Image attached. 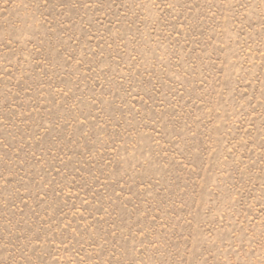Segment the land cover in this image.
Returning <instances> with one entry per match:
<instances>
[{
	"label": "rangeland",
	"instance_id": "obj_1",
	"mask_svg": "<svg viewBox=\"0 0 264 264\" xmlns=\"http://www.w3.org/2000/svg\"><path fill=\"white\" fill-rule=\"evenodd\" d=\"M0 264H264V0H0Z\"/></svg>",
	"mask_w": 264,
	"mask_h": 264
}]
</instances>
